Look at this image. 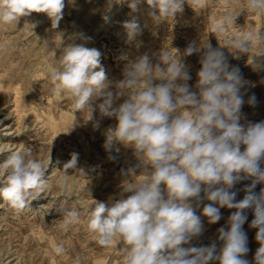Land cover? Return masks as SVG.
I'll return each instance as SVG.
<instances>
[{
    "label": "clouds",
    "instance_id": "clouds-1",
    "mask_svg": "<svg viewBox=\"0 0 264 264\" xmlns=\"http://www.w3.org/2000/svg\"><path fill=\"white\" fill-rule=\"evenodd\" d=\"M121 3L132 13L146 4L152 18H163L161 23L168 17L175 20L186 2ZM64 8L65 0H0V23L12 24L35 12L46 14L57 28ZM247 8L264 14V0H247ZM235 19L225 13L212 29L223 34L235 26ZM122 26L128 43L142 33L135 15ZM79 38L85 42L63 44L59 67L51 69L50 78L58 93L70 94L77 112L88 109L92 118L94 103L101 101L96 105L101 115L116 121L105 133L109 158L116 159L111 153H119L118 145L130 148L138 164L124 175H137V168L146 172L142 182L123 186L126 195L111 202L96 201L89 207L88 228L97 235L98 244L108 247L118 237L126 244L124 264H249L243 225L248 220L246 210H251L254 218L249 226L257 230L255 239L261 245L254 264H264V188L254 191L256 184L264 183V121L241 123L245 81L239 68L231 66L225 53L207 40L189 44L183 53H202L197 91L187 83L191 75L178 49L174 57H169L167 50L161 52L155 65L147 54L135 59L122 57L127 61L123 79L113 86L102 64V53L85 46L90 37L80 34ZM256 39L258 33L241 31L221 47L231 48L238 58L249 53ZM122 97L123 102L117 104ZM247 103L255 105L254 94ZM9 153L0 162V198L20 212L45 195L49 164L34 158L30 147ZM77 163L78 153H72L64 170L76 169ZM249 177L254 178L252 184L246 187L243 199L237 200L232 189ZM221 208L235 211L227 225L217 229L218 240L223 242L219 252L215 242L192 246L191 241L205 230L204 218L209 224L217 223L222 218ZM197 209H201L200 214ZM56 210L63 217L58 224L63 231L79 221L77 210ZM64 251L62 244L54 246L56 255Z\"/></svg>",
    "mask_w": 264,
    "mask_h": 264
},
{
    "label": "rangeland",
    "instance_id": "rangeland-1",
    "mask_svg": "<svg viewBox=\"0 0 264 264\" xmlns=\"http://www.w3.org/2000/svg\"><path fill=\"white\" fill-rule=\"evenodd\" d=\"M121 2L65 0L63 18L57 28L46 14L35 12L12 24L0 23V162L7 158L9 151L26 146L33 150L34 158L49 164L44 177L48 180L45 195L31 201L30 208L17 212L0 198V264H124L126 244L116 237L108 247L99 245L97 235L88 228V209L96 201L111 202L126 195L123 186L142 182L146 172L137 168V175L129 178L124 175L138 164L130 148L118 145L119 153H111L116 159L109 158L110 153L104 147L105 133L116 121L101 115L96 107L101 101L94 103L92 118L88 109L77 112L70 94L58 93L50 78L51 69L59 67L63 44L85 42L79 38L80 34L91 38L85 46L102 53L101 61L113 86L123 79L127 61L122 57L135 59L147 54L155 65L160 62L161 52L167 50V55L174 57L178 49L191 75L187 83L193 91H197L202 53L188 56L183 53L189 44L209 40L213 48L225 53L231 66L239 68L245 81L241 123L264 121V56H260L264 52V14L249 10L247 0H185L183 12L175 20L168 17L160 23L163 18H152L146 4L132 13ZM225 13L236 17L235 26L223 34L214 32L213 23H218ZM133 15L142 33L128 43L122 25ZM105 16L109 18L107 21ZM241 31L258 33L259 39L253 41L249 53L236 58L231 48L221 45ZM253 94L256 103L251 106L247 100ZM72 153H78L76 169L65 171L64 164ZM253 179L249 177L235 185L232 191L237 192V200L243 199ZM261 188L264 183L256 184L254 191L258 193ZM59 208L80 213L79 221L67 231L58 227L63 221L56 210ZM200 211L197 209V214ZM220 211L222 218L215 224H209L204 218L205 230L191 241L192 246L215 242L219 252L223 242L218 240L217 229L227 225L235 209L221 208ZM246 212L248 220L243 229L247 233L249 252L245 258L254 264L261 245L255 239L257 230L249 226L253 213ZM58 244L65 249L61 255L54 252Z\"/></svg>",
    "mask_w": 264,
    "mask_h": 264
},
{
    "label": "bare ground",
    "instance_id": "bare-ground-1",
    "mask_svg": "<svg viewBox=\"0 0 264 264\" xmlns=\"http://www.w3.org/2000/svg\"><path fill=\"white\" fill-rule=\"evenodd\" d=\"M30 63V62H29ZM33 67V66H32ZM28 72V71H27ZM2 74V73H1ZM25 74V73H24ZM30 82V81H29ZM27 83V82H26ZM13 89V88H12ZM14 90H16V89H14ZM26 97V96H25ZM18 98V97H17ZM21 103V102H20ZM47 105V104H46ZM15 106V105H14ZM24 107V106H23ZM47 107V106H46ZM13 108V107H12ZM19 109V108H18ZM28 110V109H27ZM48 114V113H47ZM26 116H27V114H26ZM29 119V118H28ZM52 121V120H51ZM23 124V123H22ZM68 124V123H67ZM46 130V129H45ZM48 134V133H47Z\"/></svg>",
    "mask_w": 264,
    "mask_h": 264
},
{
    "label": "crops",
    "instance_id": "crops-1",
    "mask_svg": "<svg viewBox=\"0 0 264 264\" xmlns=\"http://www.w3.org/2000/svg\"><path fill=\"white\" fill-rule=\"evenodd\" d=\"M231 61H235V60H230V62H231Z\"/></svg>",
    "mask_w": 264,
    "mask_h": 264
}]
</instances>
